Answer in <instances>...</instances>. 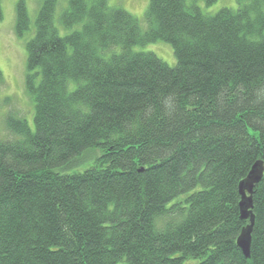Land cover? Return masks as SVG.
Segmentation results:
<instances>
[{"label": "trees", "instance_id": "1", "mask_svg": "<svg viewBox=\"0 0 264 264\" xmlns=\"http://www.w3.org/2000/svg\"><path fill=\"white\" fill-rule=\"evenodd\" d=\"M65 1H39L24 46L33 127L2 122L0 264H264V172L249 259L236 245L238 184L264 166V0H149L144 34L107 0ZM159 42L174 67L133 51Z\"/></svg>", "mask_w": 264, "mask_h": 264}, {"label": "rangeland", "instance_id": "2", "mask_svg": "<svg viewBox=\"0 0 264 264\" xmlns=\"http://www.w3.org/2000/svg\"><path fill=\"white\" fill-rule=\"evenodd\" d=\"M20 0H0V135L6 137L3 129V118L7 114L16 115L26 119L33 127V109L30 98L25 92L26 76V51L25 44L33 34L35 13L40 0H23L27 13L31 19L28 26L29 32L25 39H20L15 35L16 6ZM65 0H58V11L65 7ZM110 8H119L133 16L139 24L142 34L147 32L145 13L149 0H107ZM188 5L194 4L203 14L214 15L222 9L236 10V0H217L212 5H207L199 0L187 1ZM57 17V15H56ZM30 36V37H29ZM134 53H153L161 62L169 67L176 64L173 51L168 44L159 42L144 47H135ZM192 264H195L192 262Z\"/></svg>", "mask_w": 264, "mask_h": 264}, {"label": "water", "instance_id": "3", "mask_svg": "<svg viewBox=\"0 0 264 264\" xmlns=\"http://www.w3.org/2000/svg\"><path fill=\"white\" fill-rule=\"evenodd\" d=\"M264 166L263 163L256 162L250 169L248 175L244 180L238 184V194L240 196V219L243 221L249 220L250 225L242 230L240 236L236 241L237 248L241 251L244 258L247 260L250 257V234L253 226V216L251 213L252 209V195L255 187L261 182Z\"/></svg>", "mask_w": 264, "mask_h": 264}]
</instances>
